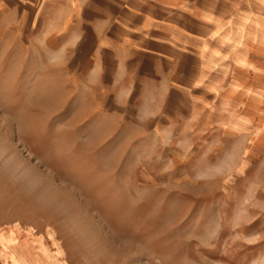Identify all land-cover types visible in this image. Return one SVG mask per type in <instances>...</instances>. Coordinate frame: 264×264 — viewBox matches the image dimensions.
<instances>
[{
    "label": "rangeland",
    "instance_id": "obj_1",
    "mask_svg": "<svg viewBox=\"0 0 264 264\" xmlns=\"http://www.w3.org/2000/svg\"><path fill=\"white\" fill-rule=\"evenodd\" d=\"M206 4L168 83L92 71L51 3L0 0V264L28 229L69 264H264V0Z\"/></svg>",
    "mask_w": 264,
    "mask_h": 264
},
{
    "label": "crops",
    "instance_id": "obj_2",
    "mask_svg": "<svg viewBox=\"0 0 264 264\" xmlns=\"http://www.w3.org/2000/svg\"><path fill=\"white\" fill-rule=\"evenodd\" d=\"M41 1L60 15L62 45L80 46L78 63L94 65L92 71L106 64L159 65L168 83L172 57H191L205 47L201 32L214 15L207 0Z\"/></svg>",
    "mask_w": 264,
    "mask_h": 264
},
{
    "label": "bare ground",
    "instance_id": "obj_3",
    "mask_svg": "<svg viewBox=\"0 0 264 264\" xmlns=\"http://www.w3.org/2000/svg\"><path fill=\"white\" fill-rule=\"evenodd\" d=\"M47 237L55 250L33 229L25 230L2 256L1 264H69L55 234L48 233Z\"/></svg>",
    "mask_w": 264,
    "mask_h": 264
}]
</instances>
